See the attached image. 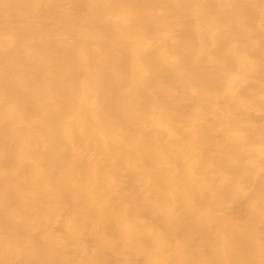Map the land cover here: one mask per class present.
I'll return each instance as SVG.
<instances>
[{
  "label": "bare ground",
  "instance_id": "6f19581e",
  "mask_svg": "<svg viewBox=\"0 0 264 264\" xmlns=\"http://www.w3.org/2000/svg\"><path fill=\"white\" fill-rule=\"evenodd\" d=\"M0 264H264V0H0Z\"/></svg>",
  "mask_w": 264,
  "mask_h": 264
}]
</instances>
